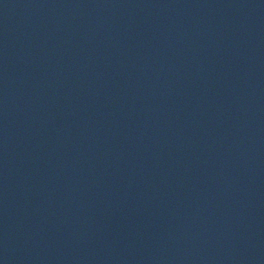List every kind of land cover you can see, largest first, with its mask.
<instances>
[{
    "label": "water",
    "instance_id": "1",
    "mask_svg": "<svg viewBox=\"0 0 264 264\" xmlns=\"http://www.w3.org/2000/svg\"><path fill=\"white\" fill-rule=\"evenodd\" d=\"M110 0H0V264H107Z\"/></svg>",
    "mask_w": 264,
    "mask_h": 264
}]
</instances>
